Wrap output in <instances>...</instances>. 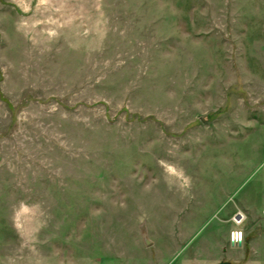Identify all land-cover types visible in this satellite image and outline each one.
Wrapping results in <instances>:
<instances>
[{
  "label": "rangeland",
  "instance_id": "1",
  "mask_svg": "<svg viewBox=\"0 0 264 264\" xmlns=\"http://www.w3.org/2000/svg\"><path fill=\"white\" fill-rule=\"evenodd\" d=\"M264 264V0H0V264Z\"/></svg>",
  "mask_w": 264,
  "mask_h": 264
},
{
  "label": "water",
  "instance_id": "2",
  "mask_svg": "<svg viewBox=\"0 0 264 264\" xmlns=\"http://www.w3.org/2000/svg\"><path fill=\"white\" fill-rule=\"evenodd\" d=\"M217 264H231V262H229V261H221V262H219Z\"/></svg>",
  "mask_w": 264,
  "mask_h": 264
}]
</instances>
